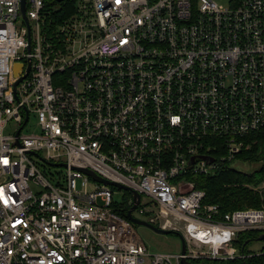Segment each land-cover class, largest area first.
<instances>
[{"label": "built area", "instance_id": "built-area-1", "mask_svg": "<svg viewBox=\"0 0 264 264\" xmlns=\"http://www.w3.org/2000/svg\"><path fill=\"white\" fill-rule=\"evenodd\" d=\"M47 1L26 0L25 19L0 0V264L253 256L235 243L264 232V205L224 214L198 185L264 129V0H75L61 21ZM82 170L138 192L133 216L182 235L185 255L150 253L118 188Z\"/></svg>", "mask_w": 264, "mask_h": 264}, {"label": "trees", "instance_id": "trees-1", "mask_svg": "<svg viewBox=\"0 0 264 264\" xmlns=\"http://www.w3.org/2000/svg\"><path fill=\"white\" fill-rule=\"evenodd\" d=\"M47 3L52 9H57L54 12V18L58 21L71 15L76 5L75 0H65L63 2L48 0ZM245 140L251 143L252 146L248 151L243 150L238 155V160L242 158L251 164H259V169L252 173H245L238 171L237 168L227 167L215 177L201 178L205 179L207 183L204 186L198 185V188L205 189L207 195L205 202L218 205L224 214L248 208H261L264 205L262 194L257 190L264 182V129ZM127 195L131 199V193L127 192ZM131 207L132 205L129 204L128 200L127 206L121 207L120 214L124 218H128V212ZM262 234L264 232L251 231L241 233L235 245L243 254H250L247 252L246 247L244 248V245L247 241H253ZM253 254V256L246 259L224 264H264V249L260 253L256 252Z\"/></svg>", "mask_w": 264, "mask_h": 264}, {"label": "rangeland", "instance_id": "rangeland-1", "mask_svg": "<svg viewBox=\"0 0 264 264\" xmlns=\"http://www.w3.org/2000/svg\"><path fill=\"white\" fill-rule=\"evenodd\" d=\"M216 1L219 4L224 5V6L229 5V0H216ZM12 129H15V127H13ZM33 132H38L37 123L35 122L34 119L31 120V123L29 127H27V129L24 131V134H31ZM243 142H244V150L248 151L249 148L252 146L251 143H248L247 140H244ZM253 143H256V142H253ZM33 160L42 169V171H44L45 175L49 179L55 180V181H61L63 179V175L66 172L64 168L57 167V166L55 167L50 166L44 163L37 156L33 157ZM234 166L237 168L238 171L245 172V173H252L255 170L259 169L260 167L259 164H251L247 160H243L242 158L237 160ZM206 183L207 182L205 181V179H201L200 186H204ZM203 190L205 191V189ZM129 198L130 197L127 195V192L116 189L114 200L118 202L121 205V207L127 206ZM145 200L146 199L143 198V201ZM134 215L138 217L137 213H134ZM135 228L140 238L146 244L150 253L152 254H159V253L178 254L182 250L181 239L174 234L161 235L144 226L135 225ZM263 249H264V241L253 240L246 246V250L248 253H256V252L260 253L261 251H263ZM198 250L201 252H206L208 251V248L202 247V248H198ZM216 263L224 264V262H218V261Z\"/></svg>", "mask_w": 264, "mask_h": 264}, {"label": "water", "instance_id": "water-1", "mask_svg": "<svg viewBox=\"0 0 264 264\" xmlns=\"http://www.w3.org/2000/svg\"><path fill=\"white\" fill-rule=\"evenodd\" d=\"M65 0H58V2H63ZM21 4H22V13L24 14V18L26 19V0H21ZM16 74H20L21 70H22V65H16ZM30 69V67H29ZM29 69L26 73V75L29 72ZM25 75V76H26ZM56 166H66L65 164H58ZM86 175L90 176L91 178H93L94 180L106 185V186H112V187H116L120 190H125L127 192L132 193L133 196V205L130 208L129 212H128V219L136 226H144L147 227L151 230H153L154 232L161 234V235H170V234H174L176 236H178L181 239V243H182V250L181 253L183 255H185L186 251H187V244L186 241L184 239V237L182 235H180L179 233H175L172 231H165V230H161L151 224H149L148 222L144 221V220H140L137 219L133 216L134 211L137 209V206H139L140 202H141V196L138 192L131 190L129 187H126L124 185L115 183V182H111L109 180H106L102 177H100L99 175H97L95 172L91 171V170H82ZM255 240L257 241H264V234L260 235L258 238H256ZM251 241H247L246 244L244 245V248L250 243ZM182 264H196L193 262H190L188 260H186L185 258L182 259ZM200 264H206V263H200Z\"/></svg>", "mask_w": 264, "mask_h": 264}, {"label": "flooded vegetation", "instance_id": "flooded-vegetation-1", "mask_svg": "<svg viewBox=\"0 0 264 264\" xmlns=\"http://www.w3.org/2000/svg\"><path fill=\"white\" fill-rule=\"evenodd\" d=\"M193 263H196V264H200V263H206V264H219V263H216V262H193ZM244 264V263H243Z\"/></svg>", "mask_w": 264, "mask_h": 264}]
</instances>
